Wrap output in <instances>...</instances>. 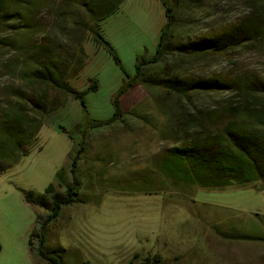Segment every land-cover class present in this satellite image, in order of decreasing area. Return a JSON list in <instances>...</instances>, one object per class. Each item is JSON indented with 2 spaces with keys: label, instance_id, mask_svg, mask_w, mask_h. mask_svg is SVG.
<instances>
[{
  "label": "rangeland",
  "instance_id": "374dc122",
  "mask_svg": "<svg viewBox=\"0 0 264 264\" xmlns=\"http://www.w3.org/2000/svg\"><path fill=\"white\" fill-rule=\"evenodd\" d=\"M143 2L124 0L109 23L118 28L126 24L128 31L134 23L142 25L147 32L145 36L131 35L137 44L150 48L158 20L155 23V12H146ZM188 4L191 10L182 8L175 16L178 21L188 20L185 17L189 13L193 16L189 39L223 29L247 14L252 4L264 9V0H191ZM24 11L34 23L49 27L54 22L47 11L38 8ZM5 34L8 33L4 31L1 35ZM17 38L32 42L38 36ZM92 48L94 43L88 33L85 53ZM15 59L14 52L3 51L0 66H18L21 61ZM122 65L127 74H133L131 64L124 60ZM189 70L200 78L217 76L244 81L250 76L264 77V49L245 48L224 58L197 60ZM125 78L111 57L102 52L91 58L80 78L72 83L83 91L89 79L96 81L97 90L87 92L84 101L89 117L103 121L112 116L111 99ZM17 87H21L18 78L0 74V93L12 94ZM135 92L139 94L127 100L129 110L135 107L148 114L153 126L132 121L130 129L115 125L89 131L86 152L79 163L83 202L64 208L49 225L47 246L52 250L65 249L64 264H142L146 256L155 255L161 257L163 264H264V243L227 241L215 232L216 228L264 235V193L260 184L217 191L164 178L154 160L174 141L161 138L158 132L164 128L165 119L158 111L155 95L140 86H136ZM235 96L225 94L220 98L235 99ZM220 98L208 96L207 102H203L206 111L219 107ZM173 100L170 97L169 101ZM68 101L69 98L48 115L30 154L0 173V264L35 263L28 239L37 217L46 216V212L27 203L23 192L43 193L49 184L57 186L55 175L61 168L65 179L70 181L69 156L77 140H70L58 128L69 131L74 127L71 118L75 111L69 104L65 106ZM76 105L79 122L82 108L79 102ZM225 118L223 115L221 120ZM38 264L47 263L38 261Z\"/></svg>",
  "mask_w": 264,
  "mask_h": 264
},
{
  "label": "trees",
  "instance_id": "16d2710c",
  "mask_svg": "<svg viewBox=\"0 0 264 264\" xmlns=\"http://www.w3.org/2000/svg\"><path fill=\"white\" fill-rule=\"evenodd\" d=\"M54 1V0H53ZM124 0H0V53L11 51L15 67L0 66V74L16 77L21 87L12 94L0 93V173L30 154L41 128L50 113L72 99L81 105V118L71 129L58 126L70 140L76 138L74 152L69 156L70 181L63 168L56 172L55 184L43 193L24 191L25 201L43 209L46 216L37 217L28 239L34 264H64L65 249L47 246L48 227L62 210L83 202L79 163L86 152L89 131L115 125L130 129L132 121L153 126L148 114L137 108L124 111L122 98L134 86L155 95L164 128L161 138H171L174 144L165 148L154 160L159 173L177 184L222 191L259 183L264 193V77L250 76L242 81L223 77L200 78L191 73L190 65L209 57L224 58L240 49H264V9L252 4L249 12L219 31L189 39L192 30L191 13L176 19L182 8L191 10V0H160L166 22L161 28L154 55L138 56L132 75L125 72L113 47L101 35V23L113 15ZM55 2V1H54ZM35 8L54 17L52 26L34 23L30 14ZM81 13V14H80ZM29 14V16H25ZM8 34L1 35L2 32ZM90 34L94 46L105 50L125 75L114 93L112 116L103 121L89 117L84 97L95 92L97 84L89 79L86 90H78L76 80L86 64L84 43ZM38 36L32 42L18 36ZM187 37V41H183ZM16 74V75H15ZM225 94L235 99H221ZM220 98V105L206 111L203 102L208 96ZM173 97V101H169ZM225 115V120L221 117ZM57 188H63L62 192ZM216 234L227 241L264 243V235L235 231ZM129 264H132L129 263ZM142 264H163L161 257L146 256Z\"/></svg>",
  "mask_w": 264,
  "mask_h": 264
},
{
  "label": "crops",
  "instance_id": "0c3cea01",
  "mask_svg": "<svg viewBox=\"0 0 264 264\" xmlns=\"http://www.w3.org/2000/svg\"><path fill=\"white\" fill-rule=\"evenodd\" d=\"M143 1H144L143 4H146L145 5L146 12L149 13L151 10L154 11L155 16H156L155 17V23L158 20L156 27H153L154 42H152V46L150 48L145 47L142 43L137 44L136 39L131 35V34L138 33L139 35L145 36L147 34V32L144 31V27L142 25L137 26V23H134L133 26H131V27H133L131 29V31H128L126 29V24H123V28H118L117 26L113 25L112 23H109V19L117 13L120 6H119L118 10L113 15L106 18L100 25L102 37L107 42L110 43V45L115 50L116 54L118 55V57L120 58L122 63H124V60H126L129 64L132 65L133 71H134L135 61H136V58L138 56H144L146 58H150L154 55L155 47H156V44L158 41L160 30L166 22L165 10H164V7L162 6L160 0H143ZM131 14L132 13H129L130 16H131ZM135 17H138V16L137 15L133 16L132 17L133 20L135 19ZM127 25L129 26L128 23H127ZM102 52L107 53L105 50L101 49L100 47H96V46H94V48H92L89 52H86L87 59H86L85 66H87L90 63L91 58L97 57ZM94 62H95V64H97V61H94ZM79 78H80V75L77 79H79ZM135 89H136V86H134L130 90V92L122 98L121 104H122V108L124 111L129 110L128 101H127L128 98H130V97L134 98V96L139 94L138 92H135ZM76 102L77 101L69 99V101L65 105V106H67L69 104L71 107V108L70 107L69 108L74 109V111H75V113L73 114L74 116L71 118L72 121L74 122L73 126H75L78 123V119H79V114L77 113L78 108H77ZM262 215L264 216V214H262Z\"/></svg>",
  "mask_w": 264,
  "mask_h": 264
}]
</instances>
